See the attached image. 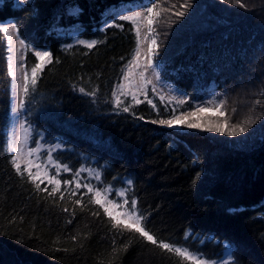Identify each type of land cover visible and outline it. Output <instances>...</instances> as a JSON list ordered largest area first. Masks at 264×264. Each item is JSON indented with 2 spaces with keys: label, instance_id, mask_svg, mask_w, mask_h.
<instances>
[{
  "label": "trees",
  "instance_id": "1",
  "mask_svg": "<svg viewBox=\"0 0 264 264\" xmlns=\"http://www.w3.org/2000/svg\"><path fill=\"white\" fill-rule=\"evenodd\" d=\"M242 2L246 7L234 0H0V24L12 22L31 46L22 62L29 83L38 62L33 49L51 53L29 96L28 120L33 139L57 145L53 158L72 169L61 180L81 168L97 171L100 180L88 171L78 179L127 189L158 240L209 260L223 257L226 242L234 264H264V0ZM153 4L155 70L185 102L172 108L149 84L136 95L139 103L124 91L117 107L112 94L135 55L137 35L128 21L105 27L112 22L106 12ZM73 9L78 13L70 14ZM92 40L98 43L91 49L79 43ZM7 55L0 31V264H188L139 233L113 228L103 208L88 203L86 189L72 196L75 185H62L49 196L27 173H17L8 148ZM220 100L226 103L213 114L208 106ZM187 112L193 114L185 124L201 127L152 123ZM233 124L248 131L228 136ZM216 126L222 131L206 130Z\"/></svg>",
  "mask_w": 264,
  "mask_h": 264
},
{
  "label": "snow or ice",
  "instance_id": "2",
  "mask_svg": "<svg viewBox=\"0 0 264 264\" xmlns=\"http://www.w3.org/2000/svg\"><path fill=\"white\" fill-rule=\"evenodd\" d=\"M234 2L240 7H246V5L242 2V0H234ZM33 3V0H17V4L30 5ZM187 6V5H185ZM175 7V6H173ZM156 5L153 4L150 7L145 9V12L135 11L132 15L125 14L127 11H130L123 6L117 8L113 6V9L108 13L112 17V22L105 21V27H120L123 25L117 23L116 21H128L130 22L136 31L137 35V51L136 57H139V44H140V27L141 21L146 20L148 25V33L151 34L153 32V20L154 16H158V12H154ZM78 9H73L70 14H77ZM146 13V14H145ZM179 17H183L185 13L180 11L177 13ZM16 26L13 24L11 29L9 27H3L0 31H3L6 35L10 33V31L15 30ZM103 30V29H102ZM17 38L19 39L18 33ZM9 43L11 44V38H9ZM19 43L23 45L25 48L31 47L30 45L25 44L23 39H19ZM79 43L84 44L87 48H93L98 41L92 40L90 42L79 41ZM150 47L148 49L149 58L147 61L144 70L138 73L140 77V82L135 85V87L143 91L149 84L152 85V90H156V84L153 83L152 80L148 79L145 76V71L148 69H152L153 75L155 76L156 81L160 80L159 73L155 71L157 67H159L158 62H154V57L159 53L155 51L153 46L157 45L156 39L153 37L150 40ZM34 55L37 59V63L31 67V79L29 83V77L27 75L28 69H25L24 74V82L19 85V93L18 99L15 107H13V120H14V129L18 127L19 136L16 138V133L14 130L10 131V138L8 142L9 151L14 153L11 156V164L17 171L23 175L27 173L29 179L35 184L37 190L47 192L49 196L54 193L61 192V186L75 185L73 191L70 195L75 196L77 192L81 188L86 189L87 192L84 195L91 194L88 199V203L99 205L103 208L105 215H107L112 221L113 228H119L121 225L124 229L129 231H134L139 233L141 237H143L146 241L151 242L153 245H157L162 250H167L169 253H174L177 257H180L183 261L188 262V264H234V250L231 246H225L224 252L227 258H223L222 261H210L209 259L204 258L201 254L197 252L191 251L189 248L184 246H178L173 243L165 242L164 240H158L153 234H151L146 227L144 226L145 217L144 215L138 211V202L136 199H129L127 197V189H120L114 193L117 199H111L110 196L113 195V190L110 187H96L89 183H84L82 180L78 179L81 173L84 171H88L96 180H100L101 174L99 172H93L91 169L81 168L76 170L69 180H61L60 173L63 172H71L72 169L66 165L61 164L57 159L53 158V151L58 147L57 145H52L48 149H44L40 140H34L32 137V126L28 120L30 116V111L28 110L29 96L32 92L35 91V85L37 83V75L41 72L45 66V63L51 62V53L47 50H38L33 49ZM130 63H135L137 67H140L138 61L134 58ZM13 75V79H15V73H10ZM132 73L128 71L123 75L124 80H129ZM131 87V83L129 85ZM124 84L118 83L116 86V91L113 92V97L116 103V106H120V95L124 94ZM80 91L82 93L85 92L84 88H81ZM90 96H95V92L85 93ZM133 99L136 100L135 93H132ZM164 97L161 96V100ZM139 103L138 100H136ZM185 101L183 99L178 100L179 104H183ZM151 103V101H149ZM214 103L216 107L223 106L226 102L224 100H220L219 102H211ZM256 103H260V101H256ZM155 107V105H153ZM123 111H129L128 107H124ZM235 111V109H233ZM192 112L183 113L180 116L173 115L170 119H160L158 121L154 120L152 123H159L161 125H166L169 128L173 127H181L186 126L187 128H199L201 125L197 123H187L185 124V116H191ZM259 119V118H257ZM254 120L245 121L244 124L248 126L251 123H254ZM207 131H215L220 132L222 128L220 126L209 127L206 129ZM248 131V127L243 126L241 124H233L231 129L227 131L228 136H237L240 133H244ZM43 137L41 136V139ZM29 144H34V147H29ZM42 153L46 154V159L42 157ZM54 168L55 172H51L50 169ZM199 175V174H198ZM47 182V185L51 186V191L48 190V187L41 188V184ZM128 185H131L132 181H127ZM61 199H63V193H61ZM83 200V195L76 199L74 202L77 205H81V201ZM64 211H68L67 208ZM95 215V213H93ZM186 234V239H187ZM75 239V237H73Z\"/></svg>",
  "mask_w": 264,
  "mask_h": 264
},
{
  "label": "rangeland",
  "instance_id": "3",
  "mask_svg": "<svg viewBox=\"0 0 264 264\" xmlns=\"http://www.w3.org/2000/svg\"><path fill=\"white\" fill-rule=\"evenodd\" d=\"M20 5V4H19ZM124 8L129 9L130 11H127L125 14L128 15H132L135 11H140V12H145L146 8H142L141 6L138 5H122ZM121 7V6H119ZM117 7V8H119ZM112 9H109L106 12V16L109 20H112V17L110 15H108V13L111 11ZM146 14V13H145ZM13 25L12 22H8V23H1L0 24V28L2 29L3 27H9L11 29V26ZM5 34V33H4ZM6 36V40H7V46H8V55H7V61H8V73L10 76V92H11V96H12V107H11V124H10V128H9V138H10V131L14 130L16 133V138L18 139L19 136V129L18 127H15L14 129V120H13V112L12 109L13 107H15L17 99H18V93H19V85H21L24 82V73H23V53H24V46L21 45L19 43V39L17 38V34H16V29L10 31L9 34H5ZM9 38H11V44L9 43ZM150 35L148 33V25H147V21L146 20H142L141 21V27H140V44H139V52L140 55L139 57H136V52L135 55L132 59V61L134 60V58L138 61V64L140 67H137L135 63H130L126 73L128 71H131L132 75L129 78V80H124L123 79V84H124V90L125 92H131V93H135V95L141 94L145 92V89L143 91L138 90L135 85L138 84L140 82V77L138 75V73L142 70H144V67L147 64L148 58H149V52L148 49L151 46L150 45ZM137 51V50H136ZM156 71V70H155ZM15 73V79H13V75H11L10 73ZM125 73V74H126ZM145 76L152 80L153 83L156 84V92L157 94L161 97H164V100L167 101L169 103V105L174 108L175 105L177 104L178 100L183 99V95L178 92L173 90L169 85H163L160 83V81H156L155 76L153 75V71L152 69H148L147 71H145ZM131 83V87L129 86ZM212 102V101H211ZM208 106V109L210 111L213 112V114H218V109L215 106L214 103H211ZM175 130H179L181 127H173ZM9 138H8V142H9ZM29 147H32L29 144ZM44 149H48L49 147H43ZM58 149V147L56 148ZM55 149V150H56ZM42 157L46 159V154L43 155L42 153ZM85 169V168H84ZM92 170V169H91ZM51 172H55L54 168L50 169ZM93 172H97L94 171ZM113 190V189H112ZM120 189L117 190H113V199H117L114 195V193L116 191H118ZM111 198V197H110ZM112 199V198H111ZM224 249L225 246H230L228 243L224 242ZM223 258H227L226 254L223 250V257L220 259H215V260H210V261H217L220 262L222 261Z\"/></svg>",
  "mask_w": 264,
  "mask_h": 264
}]
</instances>
